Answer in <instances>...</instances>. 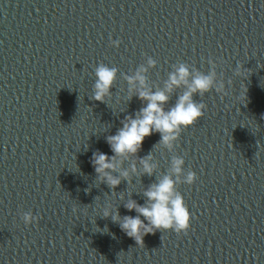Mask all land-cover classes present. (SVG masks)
<instances>
[{
  "label": "water",
  "instance_id": "95a60500",
  "mask_svg": "<svg viewBox=\"0 0 264 264\" xmlns=\"http://www.w3.org/2000/svg\"><path fill=\"white\" fill-rule=\"evenodd\" d=\"M148 56L152 87L180 62L207 73L209 58L225 87L194 96L204 115L174 152L144 139L152 176L112 189L91 157L112 155L106 136L143 106L123 74ZM99 63L119 70L106 102L91 99ZM173 154L196 173L177 185L190 227L137 244L103 208L137 215L124 205L144 204ZM26 211L38 220L25 225ZM0 264H264V0H0Z\"/></svg>",
  "mask_w": 264,
  "mask_h": 264
},
{
  "label": "clouds",
  "instance_id": "9594fccd",
  "mask_svg": "<svg viewBox=\"0 0 264 264\" xmlns=\"http://www.w3.org/2000/svg\"><path fill=\"white\" fill-rule=\"evenodd\" d=\"M111 43L113 47H118L120 42L112 40ZM207 62L210 65L207 73L190 67L187 63L173 64L162 88L149 85L146 74L157 64L151 56L131 75L123 74L128 86L127 99L130 100L135 95L143 106L134 115L126 116L115 134L106 136L112 155L93 152L90 163L99 181L115 189L122 180L130 183L132 174L152 176L155 173L157 163L153 153L149 152L144 157L137 155L144 139L153 133H159L160 139L154 148L174 152L182 130L192 126L204 115L206 104L202 100L196 101L194 96L203 97L210 91L222 93L224 90V83L217 81V64L211 58ZM118 71L117 67H109L104 63L95 66L91 99L106 102L111 96L110 89L116 82ZM234 71L236 75H240L241 66L238 65ZM181 87L183 91L176 96L175 103L166 109L164 105L168 103L174 90ZM127 160L132 163L124 168L123 163ZM184 165V157L173 154L167 171L143 190L146 198L144 204L133 199L126 202L124 207L137 215L121 217L119 211L109 204L103 208V216H111L114 222H118L119 228L137 244L142 243L145 234L157 229L187 232L190 227V212L177 185H192L196 180V173L192 170L185 171ZM21 219L25 225H29L35 223L38 217L31 211H26L21 214Z\"/></svg>",
  "mask_w": 264,
  "mask_h": 264
}]
</instances>
